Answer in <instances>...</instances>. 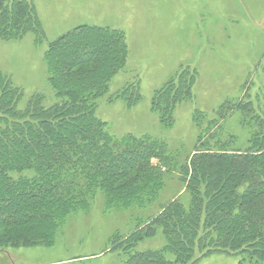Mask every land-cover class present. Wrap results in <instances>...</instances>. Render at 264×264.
<instances>
[{"label": "trees", "instance_id": "1", "mask_svg": "<svg viewBox=\"0 0 264 264\" xmlns=\"http://www.w3.org/2000/svg\"><path fill=\"white\" fill-rule=\"evenodd\" d=\"M25 32L44 40L32 0H0V34ZM122 40V33L86 25L51 41L46 55L57 99L51 105L36 94L18 109L24 91L10 77L0 79V245L49 243L71 214L88 211L102 195L107 209L140 211L130 233L110 240V252L124 264H199L214 254L264 264V89L237 107L259 124L244 151L215 143L212 133L222 119L197 110L199 135L190 152H171L166 139L151 133L115 137L96 115L98 99L132 109L142 97L135 84L109 93ZM195 79L196 72L181 67L155 92L151 111L162 129L173 127ZM171 178L189 194L187 207L177 197L160 202ZM159 231L163 248L137 250Z\"/></svg>", "mask_w": 264, "mask_h": 264}, {"label": "rangeland", "instance_id": "2", "mask_svg": "<svg viewBox=\"0 0 264 264\" xmlns=\"http://www.w3.org/2000/svg\"><path fill=\"white\" fill-rule=\"evenodd\" d=\"M32 2L44 40L37 43L32 32L15 37L0 34V79L6 82L10 77L11 85L25 93L18 109L25 108L31 95L42 94L48 105L57 101L49 81V43L75 27L95 26L123 34L122 62L109 93L131 84L141 88V100L132 109L121 100L98 99L96 115L111 135L151 133L166 139L171 152H190L199 135L193 122L197 110L204 117L222 119L212 133L215 143L220 140L241 151L250 147L259 124L237 107L264 89V0ZM181 67L196 72L197 79L191 98L177 106L173 127L164 130L151 111L152 98ZM205 132L206 137L211 135ZM175 197L186 207L189 204L185 187L171 178L159 199ZM106 205L105 197L98 195L88 211L71 214L49 243L0 245V264H123V256L110 252V240L115 234L130 233L140 211L111 210ZM165 244L159 231L137 250H159ZM199 264H239V258L214 254Z\"/></svg>", "mask_w": 264, "mask_h": 264}, {"label": "crops", "instance_id": "3", "mask_svg": "<svg viewBox=\"0 0 264 264\" xmlns=\"http://www.w3.org/2000/svg\"><path fill=\"white\" fill-rule=\"evenodd\" d=\"M111 251V250H110ZM123 264H124V261H123Z\"/></svg>", "mask_w": 264, "mask_h": 264}]
</instances>
